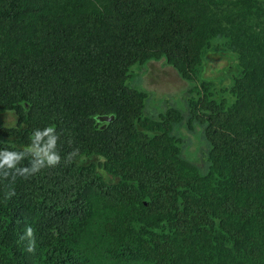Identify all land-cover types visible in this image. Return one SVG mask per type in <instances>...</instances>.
I'll return each mask as SVG.
<instances>
[{
  "label": "trees",
  "instance_id": "1",
  "mask_svg": "<svg viewBox=\"0 0 264 264\" xmlns=\"http://www.w3.org/2000/svg\"><path fill=\"white\" fill-rule=\"evenodd\" d=\"M4 152L0 264H264V0H0Z\"/></svg>",
  "mask_w": 264,
  "mask_h": 264
},
{
  "label": "rangeland",
  "instance_id": "2",
  "mask_svg": "<svg viewBox=\"0 0 264 264\" xmlns=\"http://www.w3.org/2000/svg\"><path fill=\"white\" fill-rule=\"evenodd\" d=\"M224 64L225 61L223 60H212L206 69L205 75H219V71ZM131 71L132 74L128 80V86L146 91L148 97L152 100L150 102L151 107L161 111L164 107L179 108L183 106V104L182 106L180 105V98H182L187 85L178 78L172 68L162 62H152L144 66H134ZM231 80L232 77L229 74L228 83L225 86H228Z\"/></svg>",
  "mask_w": 264,
  "mask_h": 264
},
{
  "label": "clouds",
  "instance_id": "3",
  "mask_svg": "<svg viewBox=\"0 0 264 264\" xmlns=\"http://www.w3.org/2000/svg\"><path fill=\"white\" fill-rule=\"evenodd\" d=\"M52 129L48 128L46 130V133H51ZM41 135V133H37L35 136V139H38L39 136ZM54 144V139H50L49 141V148H51ZM43 154V159H46L47 163L49 165H53L56 164L59 161V156L56 155L55 153L49 154V152L45 151V150H40V152H38L37 154ZM19 159L18 156H16L14 153H8V152H4V153H0V168H3L5 166H7V168H12L14 165V161ZM38 169H33V171H37ZM26 235L31 237L32 236V229L28 228Z\"/></svg>",
  "mask_w": 264,
  "mask_h": 264
},
{
  "label": "water",
  "instance_id": "4",
  "mask_svg": "<svg viewBox=\"0 0 264 264\" xmlns=\"http://www.w3.org/2000/svg\"><path fill=\"white\" fill-rule=\"evenodd\" d=\"M114 120V116H99L97 117V121L99 123H104L105 125L109 122H112ZM105 125H102L100 129H104Z\"/></svg>",
  "mask_w": 264,
  "mask_h": 264
}]
</instances>
